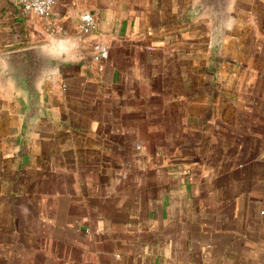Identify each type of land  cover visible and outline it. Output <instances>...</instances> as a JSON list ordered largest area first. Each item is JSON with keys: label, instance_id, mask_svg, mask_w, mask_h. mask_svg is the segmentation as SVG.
<instances>
[{"label": "crops", "instance_id": "crops-1", "mask_svg": "<svg viewBox=\"0 0 264 264\" xmlns=\"http://www.w3.org/2000/svg\"><path fill=\"white\" fill-rule=\"evenodd\" d=\"M193 1L0 0V53L79 61L31 137L0 86V264H264V0L234 1L218 51Z\"/></svg>", "mask_w": 264, "mask_h": 264}, {"label": "water", "instance_id": "water-1", "mask_svg": "<svg viewBox=\"0 0 264 264\" xmlns=\"http://www.w3.org/2000/svg\"><path fill=\"white\" fill-rule=\"evenodd\" d=\"M235 0H194L189 11L193 18L206 17L211 24L210 47L218 51L226 30L233 22ZM79 62L61 42L31 45L0 53V86L19 107L21 131L26 137L47 119L46 88L64 66Z\"/></svg>", "mask_w": 264, "mask_h": 264}, {"label": "built area", "instance_id": "built-area-1", "mask_svg": "<svg viewBox=\"0 0 264 264\" xmlns=\"http://www.w3.org/2000/svg\"><path fill=\"white\" fill-rule=\"evenodd\" d=\"M19 3L22 10L41 18L48 19L52 15L53 8L58 0H14ZM77 27L82 34L95 32L96 21L91 13H83L79 16ZM108 58L107 47L102 42H96L93 47L92 60L98 63L102 69V63Z\"/></svg>", "mask_w": 264, "mask_h": 264}]
</instances>
